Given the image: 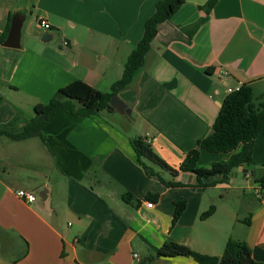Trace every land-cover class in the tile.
<instances>
[{"label": "crops", "instance_id": "crops-1", "mask_svg": "<svg viewBox=\"0 0 264 264\" xmlns=\"http://www.w3.org/2000/svg\"><path fill=\"white\" fill-rule=\"evenodd\" d=\"M157 1L0 0V37L9 16L21 13L33 30L45 31L43 19L64 40L59 46L25 31L20 49L0 45V130L21 132L38 104L77 79L109 92ZM207 1L187 0L160 26L146 66L132 89L119 94L131 117L64 112L44 129L46 144L0 135V264H199L190 257L146 259L154 255L150 246L168 241L221 256L229 239L246 242L264 263V194L257 197L260 184L243 167L232 185L204 189L194 173L181 171L168 181L183 185L166 187L145 173L130 143L150 138L178 168L211 132L229 89L248 84L256 98L264 95V0H218L189 37L184 29L205 16L199 6ZM230 156L202 150L199 164L210 167ZM253 157L259 176L264 135ZM19 190L37 199L22 200ZM148 193L159 199H147ZM183 200L187 208L173 224L175 203ZM212 205L213 215L201 219Z\"/></svg>", "mask_w": 264, "mask_h": 264}, {"label": "trees", "instance_id": "trees-1", "mask_svg": "<svg viewBox=\"0 0 264 264\" xmlns=\"http://www.w3.org/2000/svg\"><path fill=\"white\" fill-rule=\"evenodd\" d=\"M218 0H208L199 6L205 13L191 29H184L189 37L198 30L208 19L211 10ZM187 3V0H158L154 13L145 23L144 33L129 55L124 67L121 79L111 85L109 92L101 91L81 79H77L58 89L46 104H38L35 107L34 117L25 125L24 129L16 134L1 131L13 140H25L33 137L40 138L45 144L44 129L57 116L64 112H70L77 117H90L101 112H116L110 101L114 95L132 89L137 76L148 62V54L153 47L159 28L163 23L172 21L175 15ZM13 15L9 16L7 28L0 37V45L6 41L11 27ZM210 73V71H208ZM264 135V95L256 98L250 85L244 84L238 90L228 93L222 101L219 114L211 132L200 139L196 148L189 152L178 168L169 165L153 148L152 140L146 136H136L130 139L135 153L136 161L142 166L149 177H157L166 187H179L183 184L175 181H166L152 164L167 171L176 178L181 171L192 172L197 177V185L207 189L217 184H228L231 174L241 167L248 166L245 175L250 174L254 181L264 188V164L261 173L256 176L253 167L256 162L253 157L256 139ZM202 150L214 153H230L229 159L211 164L210 167H202L200 155ZM214 182L205 180L217 178ZM125 199L133 203L131 194ZM147 199H159V195L148 193ZM187 208V201L175 203L173 224H176ZM212 205L201 215V219H207L215 212ZM248 222V221H247ZM153 256L146 259L148 263L157 257L175 258L190 257L199 264H264L256 261L252 255L251 247L244 241L229 239L221 256L201 254L188 246L175 242H165L161 247L150 246Z\"/></svg>", "mask_w": 264, "mask_h": 264}, {"label": "water", "instance_id": "water-1", "mask_svg": "<svg viewBox=\"0 0 264 264\" xmlns=\"http://www.w3.org/2000/svg\"><path fill=\"white\" fill-rule=\"evenodd\" d=\"M25 28L27 33L39 37L42 42L46 43L53 41V38L56 35L52 30H45L44 32L39 30H33L32 24H27L26 16L21 13H16L12 18L9 34L6 41L3 43V46L11 49H20L22 45L21 42L23 37V31ZM65 52L68 54L67 50ZM110 104L120 115L127 117L132 116L131 107L119 95H114L111 98ZM247 170L248 166H245L244 171L247 172ZM236 175L237 174L234 172L231 174V177H234Z\"/></svg>", "mask_w": 264, "mask_h": 264}, {"label": "built area", "instance_id": "built-area-1", "mask_svg": "<svg viewBox=\"0 0 264 264\" xmlns=\"http://www.w3.org/2000/svg\"><path fill=\"white\" fill-rule=\"evenodd\" d=\"M39 24L45 30L51 31V25L46 20H43V19L39 20ZM65 45H67V42H65ZM228 91L230 93L233 91V89H229ZM263 194H264V188L260 186L259 189L257 190V197L261 198L263 196ZM17 196L19 198H21L22 200H25L27 202H34L37 199V196L34 193L28 192L25 190H19L17 192ZM147 205H148V207H152L153 203L149 202Z\"/></svg>", "mask_w": 264, "mask_h": 264}, {"label": "rangeland", "instance_id": "rangeland-1", "mask_svg": "<svg viewBox=\"0 0 264 264\" xmlns=\"http://www.w3.org/2000/svg\"><path fill=\"white\" fill-rule=\"evenodd\" d=\"M33 29V28H32ZM25 31H26V29H24V31H23V34L25 33ZM24 36V40H22V45H25V43H26V38H27V35L25 34V35H23ZM53 40H57V42H58V45L60 46V45H62V43H63V39L62 38H57V36L55 35L54 36V38H53ZM21 45V46H22ZM116 56V55H115ZM115 56H113V54H110L109 53V55H108V58H110V59H112V57H115ZM94 60V59H93ZM92 60V61H93ZM104 62V59H102V61L99 63L100 65L102 64ZM93 64H96L94 61H93ZM125 67V66H124ZM75 68H77V69H79L80 68V66L78 65V66H76ZM81 71H86L85 69H82ZM110 90H111V88H110ZM109 90V91H110ZM116 116H117V118H118V120H123V118L124 117H121V115H118V114H116ZM128 127V129H129V132L132 130V126L131 125H128L127 126ZM131 133V132H130ZM133 134V133H132ZM134 135V134H133ZM132 138H134V137H132ZM152 166H153V168L156 170V171H158L159 173H160V175L166 180V181H168L169 179H171L172 178V176L170 175V173H168L167 171H164V170H162V169H160L159 167H157V166H155V165H153L152 164ZM241 176H242V174H241ZM157 178V177H156ZM246 185L247 183L246 182H244L242 185ZM228 185H232V184H230V183H228ZM238 185H241V184H237L236 186H238Z\"/></svg>", "mask_w": 264, "mask_h": 264}]
</instances>
